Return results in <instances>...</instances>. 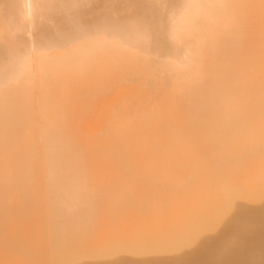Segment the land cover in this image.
<instances>
[{
	"label": "bare ground",
	"instance_id": "bare-ground-1",
	"mask_svg": "<svg viewBox=\"0 0 264 264\" xmlns=\"http://www.w3.org/2000/svg\"><path fill=\"white\" fill-rule=\"evenodd\" d=\"M41 239L264 264V0H0L1 262Z\"/></svg>",
	"mask_w": 264,
	"mask_h": 264
},
{
	"label": "rangeland",
	"instance_id": "rangeland-1",
	"mask_svg": "<svg viewBox=\"0 0 264 264\" xmlns=\"http://www.w3.org/2000/svg\"><path fill=\"white\" fill-rule=\"evenodd\" d=\"M38 240H39V239H37V241H38ZM41 240H42V242L44 243V240H46V239H41ZM47 240H49V239H47ZM23 241H24V242H23ZM23 241L20 240L19 243H21V244H26V243H27V244H28V242H29V240H23ZM32 241H34V243H33L34 245H32ZM37 241H36V240H30V242H31L30 244H31L32 246H29L30 244H29V245L26 244V246H29V247H30V248L28 249L29 251L26 250V247H25L24 245H22V250H23V247H24V249H25L24 251H26V252H24V251H23V252H24L25 254H26L27 252H30L31 247H34L33 249H35V248H36V245L39 243V242H38V243L36 244ZM59 241H60V242L62 241V243H60ZM63 241H64L65 244H66V243H67L66 241H68V240H66V241H65V240H54V242H53V239H52V240L50 239L48 242H46V243H44V244L41 243V241H40L41 244H40V243H39L40 245L38 244V245L40 246V249L37 250V251L35 250L36 252L40 251V252H38V254H39V253H40V254L38 255V254L33 250V251L35 252V255H34V256L36 257L37 260H36L35 257H34V259H35V261H34V259H33V254H32L33 252L31 251L30 253L32 254V256H29V255L26 256V257H30L31 260L28 259V258L25 260V258H24V259H23V260H24V261H23L24 264H29V261H30L31 264H40V263H41V264H43V263H44V264H49V263L47 262V259H49V258H50V260H52V261L50 262L51 264H55V263L58 264V260H60V263H63V262L65 261V258H63L62 252H60L61 250H59V248H58V247H60V245H61V247H62V248H61L62 251L64 250L63 252H66V251L70 250V253H69L67 256H68V257L70 256L69 258H70L71 261H70V263H69L68 261H66L68 264H74V262H72L73 260L75 261L76 264H87V263H91V262L93 261V258H96V256H98V255L101 253V251H99V250L101 249L102 246H103V247H102L101 250H103L104 248H108V247H112V246H113L112 243H107V245H108V247H107V246H106V242H108V241H105V240H96V241H94V243H93V241H92L93 245H92V243H91L90 241L87 242V243H84V244H83L82 241H80V243H79L78 241H73L74 244H72L73 246L71 245L72 247L78 245V248L81 247L80 249H82L83 246L80 245L81 242H82V244L84 245V247H86V246L88 245L87 248H84V247H83V249H85V250L87 251V256H88V258H86L87 256L85 255V253H86L85 250L83 251V249H82V252H81V251L76 247V250H77V249L79 250V251H77V253H76L75 248H71V246H70V244H71L70 241H71V240H69V243H70V244H69L70 249H67V248H68V247H67L68 245H67V246L65 245L66 248L64 249V244H63L64 242H63ZM98 241H99V243H98ZM11 242H13V241H10V242L8 241V242H5V243H6V245H9ZM71 242H72V241H71ZM75 242H77V245H75ZM101 242H102V243H101ZM103 242H104L105 244H104ZM0 243H3V244H4V246H3V244H2V245L0 244V248H1L2 246H3V247L6 246L4 242H0ZM13 243H14V242H13ZM13 243H12V244H13ZM15 243L17 244L18 241H15ZM89 243H91V244L89 245ZM100 243H101V247H100V245L96 246L97 244H100ZM16 244H15V245H16ZM46 244H47V245H46ZM52 244H53V245H52ZM54 244H56V245H55V246H56V250H57V251L59 250V253H61L60 257H58V258H60V259L57 258V255L59 256V253L55 250ZM59 244H60V245H59ZM62 244H63V246H62ZM103 244H104L105 246H104ZM41 245H43L42 248H44V250H42V251H41V249H42V248H41ZM44 245H45L46 247H44ZM11 246H14V244L11 245ZM11 246H9V247L11 248ZM17 246H19V247H17ZM52 246H53V248H52ZM79 246H80V247H79ZM3 247H2V248H3ZM9 247L6 246V247L4 248V251L1 250V251L4 252V254H2L3 252H2V253L0 252V254H2L1 256L5 255V257H8V256L11 255V257H12L13 254H11V252L8 251V249H10ZM14 247H15V246H14ZM89 247H90V248H89ZM7 248H8V249H7ZM19 248H21V245H18V244H17V245H16V248H15V250H16V254L18 253L17 249H19ZM27 248H28V247H27ZM51 248H52V249H51ZM5 249H6V250H5ZM53 249H54V252L52 251ZM72 249H74V250H72ZM93 249H96V250H93ZM11 250H12V249H11ZM19 250H20V249H19ZM47 250H49L47 253H50V254H49L50 256H47L46 254H43V251H45L44 253H46ZM65 250H66V251H65ZM88 250H90V253H89ZM72 251H73V252H72ZM74 251H75V252H74ZM5 252H9L10 255L8 254V255L6 256ZM13 252H15V251L13 250ZM56 252H57V253H56ZM71 252H72V253H71ZM83 252H84V254H83ZM91 252H92L93 255L91 254ZM94 252H95V255H96V256L94 255ZM30 253H27V254H30ZM78 253H79V255H78ZM81 253H82V254H81ZM14 254H15V253H14ZM18 254L22 255V253H21L20 251H19ZM18 254H17V255H18ZM25 254H23V256H24ZM41 254H42V255H41ZM54 254H55V257H53ZM63 254H64V253H63ZM70 254H72V255H70ZM80 254H81V259H80ZM64 255H66V253H65ZM82 255H83V256H82ZM84 255H85L86 257H84ZM13 256H14V255H13ZM23 256H17V257H23ZM37 256H39V257L44 256V258L41 257L42 259H41V258L38 259ZM61 256H62V257H61ZM67 256H65V257H67ZM77 256H78V258H77ZM5 257H4V258H5ZM11 257H10V258H11ZM17 257L15 256L14 260H15ZM24 257H25V256H24ZM31 257H32V258H31ZM68 257H67V258H68ZM74 257H75L76 259H78V263L76 262L77 260H76ZM0 258H1L2 260L4 259V258H2V257H0ZM55 258H57L58 260L55 259ZM73 258H74V259H73ZM84 258H85L87 261H86ZM5 259L7 260L8 258H5ZM19 259H20V258H19ZM21 259H22V258H21ZM21 259H20V261H19V262H20L19 264H21V263L23 264V262L21 261ZM62 259H64V260H62ZM6 260H4V261H6ZM11 260H12V259H11ZM11 260H10V261H7V262H10V264H12V262H14V261L11 262ZM50 260H49V261H50ZM56 260H57V261H56ZM61 260H62V261H61ZM79 260H81L80 263H79ZM84 260H85V261H84ZM16 261H18V259H16ZM16 261H15V262H16ZM25 261L28 262V263H25ZM31 261H33V263H32ZM38 261H39L40 263H39ZM0 262H1V260H0ZM7 262H5V263H7ZM15 262H14L13 264H15ZM37 262H38V263H37ZM53 262H54V263H53ZM66 262H64V263H66ZM1 263H2V264H5V263H3V262H1ZM16 263H17V262H16ZM64 263H63V264H64ZM67 263H66V264H67ZM7 264H8V263H7ZM17 264H18V263H17Z\"/></svg>",
	"mask_w": 264,
	"mask_h": 264
}]
</instances>
